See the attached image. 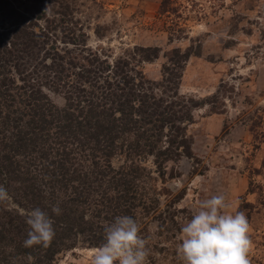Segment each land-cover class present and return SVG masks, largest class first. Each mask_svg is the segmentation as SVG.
<instances>
[{
  "label": "trees",
  "instance_id": "1",
  "mask_svg": "<svg viewBox=\"0 0 264 264\" xmlns=\"http://www.w3.org/2000/svg\"><path fill=\"white\" fill-rule=\"evenodd\" d=\"M44 1L0 0V175L5 187L7 181L22 186L13 189L19 207H40L55 229L48 247H17L31 264H51L80 242L101 246L102 226L84 220L85 211L110 221L107 214L119 205L127 204V212L132 200L141 204L145 164L170 171L180 158H191L186 130L192 111L209 105L177 91L187 52L169 51L159 81H149L138 67L156 59V48L133 47L109 61L100 55L102 47H86L81 30L62 26L63 13L52 10L61 18H48ZM60 1L47 3L68 8ZM51 93L61 98L60 106ZM55 204L60 215L51 212ZM142 207L147 211L150 204ZM24 226L27 231L18 230L23 242Z\"/></svg>",
  "mask_w": 264,
  "mask_h": 264
},
{
  "label": "rangeland",
  "instance_id": "2",
  "mask_svg": "<svg viewBox=\"0 0 264 264\" xmlns=\"http://www.w3.org/2000/svg\"><path fill=\"white\" fill-rule=\"evenodd\" d=\"M47 1L48 18H61L52 10L63 13L62 26L81 30L86 47H102L100 55L109 61L133 47L156 48V59L138 67L149 81H159L169 51L187 52L179 95L196 102L208 99L215 107L192 111L186 130L191 158H180L170 171L145 164L137 191L141 204L132 200L127 212V204L119 205L107 214L110 221L102 216L96 221L85 211L84 220L101 224L104 238L105 225L116 216H133L149 242L148 264H181L176 253L180 229L198 211L199 201L222 194L233 205L229 212L243 211L249 220L252 264H264V0H58L66 9ZM51 32L62 39L58 31ZM48 95L57 106L62 104L57 95ZM4 183L0 175V185ZM7 183L11 199L0 204V264H31L17 249L24 243L18 230H28L27 210L17 205L13 190L22 186ZM108 195L117 196L114 191ZM76 246L51 264H91L96 248L82 242Z\"/></svg>",
  "mask_w": 264,
  "mask_h": 264
},
{
  "label": "clouds",
  "instance_id": "3",
  "mask_svg": "<svg viewBox=\"0 0 264 264\" xmlns=\"http://www.w3.org/2000/svg\"><path fill=\"white\" fill-rule=\"evenodd\" d=\"M10 199L8 190L0 185V204ZM231 207L222 194L199 201L198 211L180 229L176 253L181 264H252L249 220L243 211L229 212ZM51 212L60 215L59 205H52ZM25 215L29 231L24 247H48L55 237L48 212L35 207ZM104 233L91 264H148L149 242L133 216H116L105 225Z\"/></svg>",
  "mask_w": 264,
  "mask_h": 264
}]
</instances>
